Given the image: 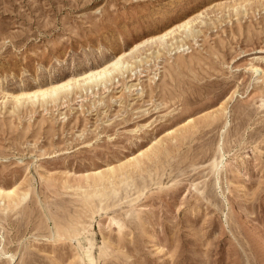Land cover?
<instances>
[{"label":"rangeland","instance_id":"rangeland-1","mask_svg":"<svg viewBox=\"0 0 264 264\" xmlns=\"http://www.w3.org/2000/svg\"><path fill=\"white\" fill-rule=\"evenodd\" d=\"M0 189V264H264V0H0Z\"/></svg>","mask_w":264,"mask_h":264},{"label":"bare ground","instance_id":"bare-ground-1","mask_svg":"<svg viewBox=\"0 0 264 264\" xmlns=\"http://www.w3.org/2000/svg\"><path fill=\"white\" fill-rule=\"evenodd\" d=\"M190 22V21H189ZM189 22H187V23H185V24H182V25H180V28L182 27V26H186V25H188V23ZM192 22V21H191ZM178 29H179V27H178ZM172 31H174V30H172ZM191 32V31H190ZM173 33V32H172ZM164 33H162V36H161V38H163L164 36L166 37V35L168 34V32H167V34H164ZM170 34V33H169ZM191 35V34H190ZM168 36V35H167ZM164 40V39H163ZM166 42V41H165ZM164 42V43H165ZM160 44H163V43H160ZM161 46V45H160ZM159 46V47H160ZM181 47V46H180ZM158 52V51H157ZM124 62V61H123ZM121 64V63H120ZM119 60H117V61H115V62H113V64L111 65V67L112 66H114V67H119ZM128 64V63H127ZM126 65V64H125ZM121 66H123V65H121ZM127 66V65H126ZM125 66V68H126V70L127 69H131L130 67L128 68V67H126ZM110 69V67L109 66H106L105 68H103V69H100V70H93V71H90V73L89 74H86V75H83L82 77H79V78H76V79H72L71 81H69L68 83H65V84H60V85H57V86H53V87H50V88H47V89H44V90H40V91H36V92H33V93H27V95H29L30 97H31V95H32V97L33 96H36V98H37V96L39 95V94H43V95H46V94H48L49 92H56V90H58L59 91V89H61V88H63V87H65V86H68V87H70L69 85H71V82L72 81H74V82H79L80 83V81H87V80H91L92 78H94V80H96V81H98V79L101 81V79H102V77L104 78V76H105V74H107L108 75V71H110L109 70ZM120 69V72H122V69H123V67H120L119 68ZM117 70V69H116ZM115 71V70H114ZM110 74H111V72H110ZM111 76V75H110ZM109 75H108V77H110ZM107 76H105V78H106ZM93 80V81H94ZM95 81V82H96ZM99 81V82H100ZM104 81V80H103ZM106 82V81H105ZM78 83V84H79ZM90 82H88V84H89ZM91 83H92V80H91ZM97 83V82H96ZM96 83H93V84H95L96 85ZM77 84V83H76ZM81 84V83H80ZM79 84V85H80ZM85 85H86V83H85ZM79 88H82V87H79ZM51 94V93H50ZM40 96V95H39ZM219 119V118H218ZM218 119H216V121L218 120ZM215 121V122H216ZM207 125V124H206ZM212 126V125H211ZM199 127V126H198ZM208 127H210V126H208ZM197 128V127H196ZM201 129H202V127H201ZM199 131H200V129H198ZM202 133V132H201ZM218 170V169H217ZM99 173V172H98ZM102 175V174H101ZM105 179V178H104ZM103 180V179H102ZM101 186V185H100ZM12 190V189H11ZM14 191H16L17 192V190H14ZM13 191V192H14ZM9 192V191H8ZM7 193L5 192V191H2L1 189H0V197H1V195H5V196H3V197H6L7 195H6ZM10 195L12 194V197L14 196V195H16L15 194V192H14V194L11 192V193H9ZM9 195V196H10ZM8 197V196H7ZM9 198V197H8Z\"/></svg>","mask_w":264,"mask_h":264}]
</instances>
